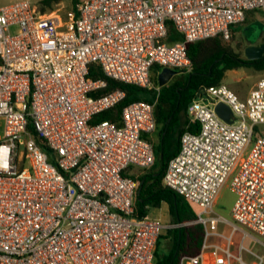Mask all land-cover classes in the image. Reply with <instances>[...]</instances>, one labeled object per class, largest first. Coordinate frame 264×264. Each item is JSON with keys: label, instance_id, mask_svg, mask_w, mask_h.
Returning <instances> with one entry per match:
<instances>
[{"label": "built area", "instance_id": "built-area-1", "mask_svg": "<svg viewBox=\"0 0 264 264\" xmlns=\"http://www.w3.org/2000/svg\"><path fill=\"white\" fill-rule=\"evenodd\" d=\"M248 11L264 12V0H80L64 20L28 0L0 6V264H154L162 232L179 225L136 217L127 175L154 163L144 137L156 130L154 103L125 105L119 125L91 124L125 92L97 94L106 81L89 66L151 89L153 67L189 72L187 44L230 41ZM169 28L181 39L169 42ZM186 115L196 132L182 133L162 182L195 207L203 236L177 264H264V77L244 99L222 83L201 87ZM227 179L231 221L214 211Z\"/></svg>", "mask_w": 264, "mask_h": 264}, {"label": "trees", "instance_id": "trees-1", "mask_svg": "<svg viewBox=\"0 0 264 264\" xmlns=\"http://www.w3.org/2000/svg\"><path fill=\"white\" fill-rule=\"evenodd\" d=\"M79 1L69 0L70 9L74 10ZM60 2L61 0H39L37 6L40 12L51 11L53 6ZM254 12L248 11L244 22H247ZM180 39L173 28H169L168 41L175 42ZM261 43H264V40ZM186 53L191 63V70L182 74V80L159 87L157 85L159 71L157 67H153L150 75L153 86L151 89L116 82L105 77L97 65L89 66L91 79L106 81V88L97 94L114 89L125 92L122 102L95 115L91 124L108 120L119 125L120 113L125 105L139 100L148 103L156 101L154 115L159 141L154 146L155 160L146 173L135 178L137 188L133 210L134 215L141 218L147 215L150 209H157L161 204H165L171 223L179 226L168 229L165 236L159 237L166 240L167 250L166 254H159L158 239L154 264H177L180 256L195 255L199 251L203 236L202 227L192 223L195 220L193 206L185 198L165 187L162 182L168 161L178 152L179 138L182 133L196 132V127L190 124L188 119L182 121V114H186L187 107L196 97L199 88L220 85L226 71L241 68L264 71V56L253 61L246 60L241 57L243 52L238 45L231 47L217 37L187 44ZM155 87H158V90H155ZM30 129L31 126L28 125V130Z\"/></svg>", "mask_w": 264, "mask_h": 264}, {"label": "rangeland", "instance_id": "rangeland-1", "mask_svg": "<svg viewBox=\"0 0 264 264\" xmlns=\"http://www.w3.org/2000/svg\"><path fill=\"white\" fill-rule=\"evenodd\" d=\"M18 0H0V6L7 5L9 3L15 2ZM32 5H38L39 0H28ZM38 8V6H37ZM70 4L69 0H61L60 3L53 6V9L51 11H45L48 12H54L61 20H64L67 16V13L70 11ZM250 23V24H249ZM254 23H259L258 26L259 30L261 31L259 33V36L256 40V43L261 42L264 40V13L261 12H254L253 16L247 20V22H242L240 25H238L236 28V36L233 34V37L228 42H224L225 44L236 47L237 45L241 48V52H243V48L249 43L248 39L251 34L253 33L252 25ZM243 57V55H241ZM158 68V67H157ZM161 68H158V71H160ZM182 73V72H181ZM184 74V73H182ZM261 77H264V71H256L252 68H241L237 70H231L226 71L223 77V80L221 81L222 84L227 86L229 89H231L238 97L239 96H246L247 92L250 90L252 85ZM187 119V115L185 113L182 114V121ZM1 130V128H0ZM158 132L155 130L151 137V142L155 146L158 141ZM150 169V168H149ZM149 169H139L137 167H131L129 171L133 173V176L138 177L141 174L146 173ZM229 182L230 180L227 179L224 184L220 187L217 197L214 203V211L220 215L221 217L225 218L228 221H231V208L234 202V194L231 192L229 188ZM195 210V207H193ZM167 209V208H166ZM168 213V210H167ZM150 215H159L162 219L161 221L169 226H174V224L171 223V218L164 212H159L158 210H150ZM219 230L225 234L229 232V228L225 226H219ZM166 235V232H162L161 236ZM242 233L237 232L234 236V243H237L240 240ZM245 246L248 248L255 250L256 252L260 253L261 250L259 246L256 245V243L250 238L247 237V239L244 242ZM166 241L165 239H159L158 248L160 252L165 251Z\"/></svg>", "mask_w": 264, "mask_h": 264}, {"label": "water", "instance_id": "water-1", "mask_svg": "<svg viewBox=\"0 0 264 264\" xmlns=\"http://www.w3.org/2000/svg\"><path fill=\"white\" fill-rule=\"evenodd\" d=\"M252 28L254 31L249 37L250 41H252L259 33V28L257 25H252ZM262 56H264V43H260L258 45H248L243 48V57L246 60L253 61L260 59ZM175 75L176 71L170 70L168 68H162L157 75V85L159 87L166 85L168 81ZM214 111L220 119L226 123H231L233 115L228 106L218 103L214 107Z\"/></svg>", "mask_w": 264, "mask_h": 264}, {"label": "crops", "instance_id": "crops-1", "mask_svg": "<svg viewBox=\"0 0 264 264\" xmlns=\"http://www.w3.org/2000/svg\"><path fill=\"white\" fill-rule=\"evenodd\" d=\"M256 12H260V11H256ZM247 13V12H246ZM261 13H264V12H261ZM254 14V13H253ZM253 16V15H252ZM251 16V17H252ZM245 17H246V14H245ZM250 17V18H251ZM249 18V19H250ZM250 24V23H249ZM253 25H257V26H259L260 24L259 23H254ZM253 30V29H252ZM254 31V30H253ZM261 31L259 30V33H260ZM259 33H258V35L252 40V41H250L249 40V38H247L248 39V44L246 45V46H248V45H258L259 43H256V40H257V38H258V36H259ZM233 34H235V36H236V28H234L233 29V31H232V36H233ZM232 38V37H231ZM245 46V47H246ZM182 80V73L181 72H177L176 73V75L175 76H173L169 81H168V83L167 84H169V83H174V82H179V81H181ZM156 89H158V87H155V90ZM246 96H244V97H242V96H239V98L240 99H244ZM152 103H154V109H155V103H156V101H154V102H152ZM166 109V111H167V108H165ZM187 119H188V117H187ZM153 134V133H152ZM152 134H150V135H145L144 137L148 140V141H150L151 142V137H152ZM158 141H159V138H158ZM158 141H157V143H158ZM152 143V142H151ZM127 175H129V176H131L132 178H137V177H135V176H133V173H131L129 170L127 171ZM136 180V179H135ZM167 208V206L165 205V204H161V206L159 207V208H157V209H150V210H158L159 212L161 211V212H164V213H166L167 215H168V213H167V210L168 209H166ZM149 210V211H150ZM152 216H154V217H157V218H159L160 220H162L161 218H160V216L159 215H157V214H155V215H152ZM162 222V221H161ZM163 223V222H162ZM165 224V223H164ZM169 224H172V223H169ZM167 231V230H166ZM165 231V232H166ZM165 236V235H164ZM166 241V240H165ZM166 250H167V242H166V246H165V251L164 252H160V250H159V248H158V252H159V254H166Z\"/></svg>", "mask_w": 264, "mask_h": 264}, {"label": "flooded vegetation", "instance_id": "flooded-vegetation-1", "mask_svg": "<svg viewBox=\"0 0 264 264\" xmlns=\"http://www.w3.org/2000/svg\"><path fill=\"white\" fill-rule=\"evenodd\" d=\"M260 43H261V42H260ZM260 43H259V44H260Z\"/></svg>", "mask_w": 264, "mask_h": 264}]
</instances>
